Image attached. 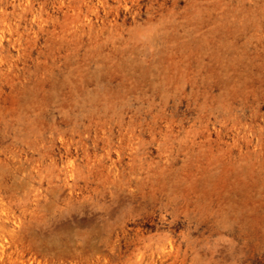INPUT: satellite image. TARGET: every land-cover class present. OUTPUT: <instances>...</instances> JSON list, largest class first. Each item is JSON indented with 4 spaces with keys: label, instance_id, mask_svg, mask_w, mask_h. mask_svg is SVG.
<instances>
[{
    "label": "rangeland",
    "instance_id": "374dc122",
    "mask_svg": "<svg viewBox=\"0 0 264 264\" xmlns=\"http://www.w3.org/2000/svg\"><path fill=\"white\" fill-rule=\"evenodd\" d=\"M0 264H264V0H0Z\"/></svg>",
    "mask_w": 264,
    "mask_h": 264
}]
</instances>
